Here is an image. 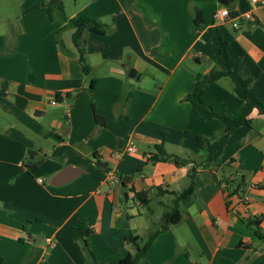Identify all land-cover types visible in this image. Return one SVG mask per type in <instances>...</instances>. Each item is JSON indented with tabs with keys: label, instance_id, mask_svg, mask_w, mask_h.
Wrapping results in <instances>:
<instances>
[{
	"label": "crops",
	"instance_id": "obj_1",
	"mask_svg": "<svg viewBox=\"0 0 264 264\" xmlns=\"http://www.w3.org/2000/svg\"><path fill=\"white\" fill-rule=\"evenodd\" d=\"M222 1L0 0V264H92L81 226L96 264H118L131 253L128 232L153 231L141 208L153 199L172 207L192 169L181 221L156 236L140 264H239L248 256V264H264V243L246 223L262 219L264 230V113L254 110L252 127L234 130L209 162L196 146V137L218 138L224 129L202 118L199 92L216 113L241 112L230 79L196 84L227 69L216 33L228 43L231 69L264 102V0ZM222 8L236 13L237 28L213 19ZM80 16L106 27L84 34L89 76L72 43L70 21ZM160 144L188 164L151 161ZM66 168L74 179L51 186ZM109 173L129 182L112 184ZM226 179H243L237 193L250 198L247 211L231 212Z\"/></svg>",
	"mask_w": 264,
	"mask_h": 264
},
{
	"label": "trees",
	"instance_id": "obj_2",
	"mask_svg": "<svg viewBox=\"0 0 264 264\" xmlns=\"http://www.w3.org/2000/svg\"><path fill=\"white\" fill-rule=\"evenodd\" d=\"M51 12V10L49 11ZM192 13L194 15V21L198 25L203 24L201 11L198 9H193ZM231 17H235L236 13L229 12ZM71 24L74 28V33L72 35V43L78 52L79 62L82 67L83 74L85 76H89L91 69L85 62V39L84 34L86 32H91L95 34H104L106 32L105 26L101 25L94 19L87 16H80L77 18L71 19ZM214 44L217 47L218 54L224 61L226 66L225 71H211L207 75L203 76L197 81V86L200 88H205L209 84L218 81L221 78H228L232 82L233 92L241 101V112L238 117L232 118L225 114V112L216 113L210 107L204 105L201 99V92H199L195 97L196 101L194 102V106L198 109V111L202 114V118L204 120L211 119H219L223 125L224 129L221 135L218 138L214 139H206L203 137H196V146L202 151L203 159L202 162H209L211 160L212 153L215 148L221 146L226 143L230 134L241 126L252 127L251 114L254 110H257L260 114L264 113V102L260 101L250 90L249 88V80L243 79L237 72L236 69H231L230 59L228 55V43L223 39L221 34L216 33L213 39ZM92 86V82L89 84ZM79 93H77L78 95ZM76 95V96H77ZM186 100L190 101V97L188 96ZM92 116L96 124L100 126H104L106 124L105 119L102 116H99L96 113L95 107L92 104ZM156 153L151 157V161H172L176 165H186L188 164V160L182 159L178 156L168 155L165 153L162 144L155 147ZM233 160L229 161L232 163ZM194 171L193 169L189 173V184L186 189H184L181 193L175 194V199L173 201V208L170 212H165L162 216V223L160 229L153 230L147 237H139L133 236L131 233H127L125 237L126 244L133 246L134 253H127L124 257H122L118 264H140L145 258L146 253L150 246L153 244L156 236L160 232L166 231L169 227L178 224L181 221V211L179 209L180 204H185L189 201L193 188ZM129 182V178L121 177V185L124 187V183ZM228 185V198L232 195H242L243 193H237L240 190V187L243 185V179L229 180L226 179L224 181ZM126 196V195H125ZM136 198L143 205H146V200L143 198L142 194H136ZM127 198V196H126ZM264 219V218H263ZM260 220V219H259ZM258 219H253L252 221H247L248 227L253 229L254 236L262 243H264V230L260 228V223ZM262 219L260 220V222ZM83 225V224H82ZM78 238L81 240L83 244V250L85 255L88 257L92 264H96L95 257L90 250V245L88 243V237L90 235V231L87 230L84 226H81L78 229ZM242 243L238 244V247H242ZM250 248V247H245ZM253 251H257L254 249ZM251 259V256L246 257L239 264H248Z\"/></svg>",
	"mask_w": 264,
	"mask_h": 264
},
{
	"label": "built area",
	"instance_id": "obj_3",
	"mask_svg": "<svg viewBox=\"0 0 264 264\" xmlns=\"http://www.w3.org/2000/svg\"><path fill=\"white\" fill-rule=\"evenodd\" d=\"M252 4H256L258 3V1L256 0H251ZM213 19L215 21L218 22H225V21H229L231 22L233 28H237V24L235 23V18L231 17L229 14V11L225 8L220 9L219 11L215 12L213 14ZM52 104H56L55 101H52ZM131 150V149H130ZM109 182L112 184H121V178L117 177L116 175L109 173ZM39 182H41V180H38ZM125 183H128L125 181ZM223 188L226 192H228V185L224 182L223 183ZM232 198H234L235 201V205L232 206L231 205V212L236 213L237 211V207L240 206L242 208L243 211H247L249 206H250V198L246 195V194H242V195H232L230 198H228V200H231ZM47 242H50L47 239Z\"/></svg>",
	"mask_w": 264,
	"mask_h": 264
},
{
	"label": "rangeland",
	"instance_id": "obj_4",
	"mask_svg": "<svg viewBox=\"0 0 264 264\" xmlns=\"http://www.w3.org/2000/svg\"><path fill=\"white\" fill-rule=\"evenodd\" d=\"M137 148H139L138 145H137ZM157 200L158 199H153L150 202V204L148 205L147 209L145 207L141 208L142 211L144 212L145 218H147V220L150 222V229H152V230H157V229L161 228V226L163 225L162 219H161V214L163 212H170L173 208V206L170 208L167 207V209L160 207L157 204ZM145 236L147 237L148 235H145ZM130 249H131L130 252L133 254L134 253L133 246H131Z\"/></svg>",
	"mask_w": 264,
	"mask_h": 264
},
{
	"label": "water",
	"instance_id": "obj_5",
	"mask_svg": "<svg viewBox=\"0 0 264 264\" xmlns=\"http://www.w3.org/2000/svg\"><path fill=\"white\" fill-rule=\"evenodd\" d=\"M224 1V0H223ZM222 1V2H223ZM106 163H101V162H97V166L98 167H102L104 166ZM75 171H73L70 168H66L64 170H62L59 174H57L56 176H54L52 178V180L50 181V185L53 187H58L62 184L68 183L71 180L74 179V176H72L71 174L74 173Z\"/></svg>",
	"mask_w": 264,
	"mask_h": 264
}]
</instances>
